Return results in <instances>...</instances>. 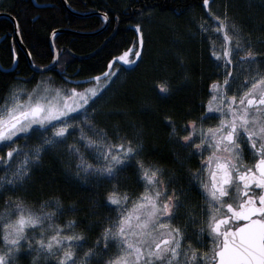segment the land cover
Returning a JSON list of instances; mask_svg holds the SVG:
<instances>
[{
  "label": "snow or ice",
  "instance_id": "snow-or-ice-1",
  "mask_svg": "<svg viewBox=\"0 0 264 264\" xmlns=\"http://www.w3.org/2000/svg\"><path fill=\"white\" fill-rule=\"evenodd\" d=\"M211 3L202 0L204 16L195 24L209 58L223 69L222 79L212 81L201 114L180 129L184 134L176 127L171 132L191 158L200 157L187 178L190 189L203 198L204 226L189 234V222L196 223L194 209L178 221L188 197L172 186V178H164L162 167L142 158L140 133L101 127L98 120L97 101L121 71L131 70L126 66L143 59L138 23L133 26L137 39L109 53L102 72L81 81L58 73L64 81L59 85L53 77L41 78L31 90L13 85L0 96V264H264V53L253 48L226 11L215 13ZM102 19L109 20L107 11ZM51 59V69L36 67L55 70L58 50ZM158 87L161 93L168 90L166 84ZM57 146L85 182H111L126 169L142 182L138 194L110 183L103 204L112 214L82 253L77 249L88 237L73 231L78 221L55 223L74 211L59 197L40 201L38 207L20 196L3 198L4 192L21 188L32 166Z\"/></svg>",
  "mask_w": 264,
  "mask_h": 264
},
{
  "label": "trees",
  "instance_id": "trees-1",
  "mask_svg": "<svg viewBox=\"0 0 264 264\" xmlns=\"http://www.w3.org/2000/svg\"><path fill=\"white\" fill-rule=\"evenodd\" d=\"M36 2L51 6L36 8L30 0L0 2V13L15 19L20 39L35 66L52 62L49 36L53 30L90 33L104 23L96 16L80 18L71 15L59 0ZM66 3L78 12L103 14L107 11L106 28L93 36L58 34L53 44L60 53V62L55 70L35 74L24 54L15 46L11 22L0 18V38H3L0 67H11L13 53L17 60L13 71H0V96L7 95L8 89L16 84L31 89L41 78L53 77L59 85L64 81L58 73L73 81H81L102 72L110 58L109 53L115 54L117 48L123 50L137 39L133 26L139 23L143 31V59L129 67L131 70L121 71L112 87L97 101L98 120L101 127L111 129L115 126L130 134L139 132L142 158L162 167L183 189V196L187 195L188 201L192 196H189L186 160L183 149L171 135L172 128L180 131L187 120L201 114V103L207 102L212 81L222 79L220 73L223 72L209 58L195 24L204 16L202 0H66ZM212 4L221 11L220 14L226 11L249 37L253 48L262 53L264 0H214ZM160 84L167 85L166 93H161ZM76 86L68 84V87ZM169 117L172 123H169ZM180 134L184 133L180 131ZM61 152L62 146H57L43 154L40 162L32 166L31 175L23 186L15 193L4 192L3 198L20 196L38 207L40 201L59 197L65 208L74 211H66L55 223L77 220L73 231L88 237L83 246L87 249L112 214L103 204V194L110 188V183L118 184L130 194H138L141 182L133 169L121 171L111 182H77L68 158Z\"/></svg>",
  "mask_w": 264,
  "mask_h": 264
},
{
  "label": "water",
  "instance_id": "water-1",
  "mask_svg": "<svg viewBox=\"0 0 264 264\" xmlns=\"http://www.w3.org/2000/svg\"><path fill=\"white\" fill-rule=\"evenodd\" d=\"M30 1H31L32 5L34 7H36V8H45V7L51 6L49 4H38L36 2V0H30ZM59 2L67 10V12L70 13L71 15H73V16L81 17V18L90 17V16H98V17L102 18V15H103L102 13H99V12H91V13H86V14H78V13L74 12L67 5V3H66L65 0H59ZM0 18H5V19H7V20H9L11 22L12 28H13L12 35H13V39L15 41L16 47L24 54L30 70L33 73H35V74H43V73L48 72V71L43 70L42 68L36 67L32 63L29 53L27 52V50L25 49L23 43L21 42V39H20V36H19V33H18V29H17V23H16L15 19L12 16H10L9 14H6V13H0ZM107 22L108 21H104L103 25L98 30H96L94 32L81 33V32H75V31L68 30V29H57V30H55V33H56L55 36H57L58 34H61V33H71V34L82 35V36H93V35H97V34H100L106 28ZM52 33H53V31L51 32V34L49 36V47H50L51 52L53 53V51L55 49V47L53 45V39H54L55 36H53ZM2 39L3 38H0V42L2 41ZM13 55H15V54L13 53ZM15 58H16V56H15ZM16 62H17V60H15V63L12 61V65H11V67L9 69H3V68L0 67V71H2V72H11V71H13L16 68ZM51 63L49 65H47V66H49L50 69H51Z\"/></svg>",
  "mask_w": 264,
  "mask_h": 264
},
{
  "label": "flooded vegetation",
  "instance_id": "flooded-vegetation-1",
  "mask_svg": "<svg viewBox=\"0 0 264 264\" xmlns=\"http://www.w3.org/2000/svg\"><path fill=\"white\" fill-rule=\"evenodd\" d=\"M66 1V0H65ZM71 8V7H70ZM72 9V8H71ZM74 12H76V13H78V14H86V13H91V12H78V11H76V10H74V9H72ZM91 17V16H90ZM96 17H98V16H96ZM81 18V17H80ZM100 18V17H99ZM12 33H13V31H12ZM19 33V32H18ZM12 37H13V35H12ZM14 40V39H13ZM22 42V41H21ZM14 43H15V41H14ZM54 45V44H53ZM15 46H16V44H15ZM56 49V48H55ZM262 53H264V50L262 51ZM20 85H23V84H20ZM214 121H209V122H207V123H213ZM179 147L180 148H182L183 149V152H182V154H183V156H184V158H185V160H186V164H185V167H186V172H187V170L190 168V167H198L199 165H198V163H197V161H199L200 160V157H195V158H191L190 156H189V149H186V148H184L181 144H179ZM208 155V153H205V156H207ZM245 159L246 160H250V156H248L247 154H246V156H245ZM164 178L165 179H168V178H171L170 177V175H168L165 171H164ZM140 183V182H139ZM141 184V183H140ZM188 184V190H189V194H191V195H189V196H192V197H190V199L187 201H185V205H186V208H182L180 211H181V216L180 217H178V221H181V220H185L186 219V215H184V212L186 211V210H189V209H191V207L192 206H194V210H196L195 211V215H196V223L195 224H191V222H189V224H190V227H189V234L191 235L192 234V230L194 229V228H199V227H202V226H204L203 224H202V220H203V217H201L200 216V210H201V206H203L204 205V201H203V198L202 197H200L199 195H198V193L196 192V191H193V190H191L190 189V186H189V183H187ZM142 185V184H141ZM172 186H174V187H178L179 188V185H178V183L177 182H175L174 181V183H173V185ZM191 192V193H190ZM182 197H183V193H182ZM194 198H196L197 200H195ZM193 201H195L194 203H193ZM193 203V204H192ZM203 239H207L206 238V236L205 237H203ZM196 247H200L199 245H195ZM200 250L201 251H204L205 249L204 248H200Z\"/></svg>",
  "mask_w": 264,
  "mask_h": 264
},
{
  "label": "rangeland",
  "instance_id": "rangeland-1",
  "mask_svg": "<svg viewBox=\"0 0 264 264\" xmlns=\"http://www.w3.org/2000/svg\"><path fill=\"white\" fill-rule=\"evenodd\" d=\"M1 1H3V0H0V2ZM211 7H212V10L215 12V13H217V14H220V10H218L217 8H216V6L214 5V4H212L211 3ZM126 67H131V66H126ZM40 80V79H39ZM16 85H19V86H22V87H24V88H27L26 87V85H20V84H16ZM13 86V85H12ZM89 85H85L84 87H88ZM32 88V87H31ZM28 89V88H27ZM28 90H31V89H28ZM210 94H211V90H210ZM21 143H22V141H21ZM69 163V162H68ZM71 170H72V172L73 173H75V167L74 166H72L71 167ZM3 173L1 172V175H2ZM73 178H74V180H76L77 182H80V183H84L85 181H83V180H81V179H79L75 174L73 175ZM100 181L99 179H93V178H89L88 179V181ZM141 184H142V182H141ZM140 184V191H143V187H142V185ZM129 203H131V201L129 202ZM191 209H194V206H192L191 207ZM195 211L196 210H194L193 212H192V215H194V216H196L195 215ZM186 212V211H185ZM185 212H184V215H185ZM186 219H187V217H186ZM83 250H86L84 247L83 248H81V249H77V251H79V252H81L82 253V251Z\"/></svg>",
  "mask_w": 264,
  "mask_h": 264
}]
</instances>
